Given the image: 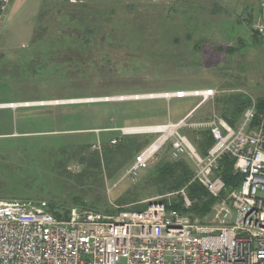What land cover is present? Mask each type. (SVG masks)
Masks as SVG:
<instances>
[{"label": "rangeland", "instance_id": "rangeland-1", "mask_svg": "<svg viewBox=\"0 0 264 264\" xmlns=\"http://www.w3.org/2000/svg\"><path fill=\"white\" fill-rule=\"evenodd\" d=\"M65 1L70 3V0H9L1 16L0 103L48 104L0 108V200L30 201L51 213L53 208H67L69 212L71 207H77L111 214L117 207L131 208L154 197L176 198L177 190L195 181L193 176L178 189L155 191L151 179L156 174L149 175L162 159L184 162L193 175L189 159L170 157L169 142L135 181L125 175L134 155L111 177L103 168L99 185L95 184L86 196L87 187L84 192L70 188L81 169L77 155L64 154L70 158L60 165L55 151L60 144L88 147L97 140L102 149L112 144L111 139L117 141L122 137L115 128L163 124L168 119L175 122L198 101L195 97H142L150 94L217 87L227 90L226 94L245 95L249 106L256 107L260 99L264 100V36L255 29L258 1L184 0L173 7L147 5L144 12L137 13L138 23L156 30L160 19L163 23V17L168 18L178 28L174 31L173 26L174 32H170L175 37H159L155 53L149 51L152 46L137 52L125 48L111 50L113 62L103 68L110 65L113 68L83 75L71 73V78L50 73V60L46 58L47 62L31 51L34 28L37 34L45 25H55L49 16L45 20V8L51 7L54 14ZM194 42H198L195 49L191 47ZM225 50L230 52L226 58ZM214 104L219 114V105L216 101ZM210 107L202 106L193 117L206 118ZM89 128H98L99 132L81 131ZM182 131L192 142L191 130ZM160 134L136 136L142 143L146 140L150 143ZM211 210L204 216H210Z\"/></svg>", "mask_w": 264, "mask_h": 264}, {"label": "built area", "instance_id": "built-area-1", "mask_svg": "<svg viewBox=\"0 0 264 264\" xmlns=\"http://www.w3.org/2000/svg\"><path fill=\"white\" fill-rule=\"evenodd\" d=\"M146 1L173 5L182 0ZM257 1L255 29L264 36V0ZM8 2L0 0V20ZM226 93L223 88L204 87L177 89L160 97H196L198 107ZM33 104L0 103V108ZM193 110L176 122L115 129L119 136L160 132L134 156L125 175L135 181L169 142L170 157L189 159L192 180L214 198L210 216L201 219L170 208L173 197L165 200L163 196L144 200L142 210L123 206L112 214L71 207L66 219L56 218L30 201L0 200V264H264V117L252 126L256 112L251 105L238 126H232L213 107L208 120L189 123ZM159 125H170L173 130L166 134L154 128ZM184 127L193 130L196 138L200 129L208 130L213 144L206 153L199 152L180 132ZM115 142L116 138L111 139ZM91 149L101 150L99 140ZM225 156L234 160V173L242 177L229 191L221 176ZM175 197L183 209L194 202L185 186Z\"/></svg>", "mask_w": 264, "mask_h": 264}, {"label": "trees", "instance_id": "trees-1", "mask_svg": "<svg viewBox=\"0 0 264 264\" xmlns=\"http://www.w3.org/2000/svg\"><path fill=\"white\" fill-rule=\"evenodd\" d=\"M97 1L101 2L100 0H95V2ZM108 1L116 5L120 2V0ZM177 4L178 3L166 5L164 3H152L150 6L173 7ZM137 13L140 14L139 11L135 10L134 16L130 20L132 25L131 28L119 29L123 26V23L120 21L117 22L114 31L115 37H113L111 28L109 32L106 33L107 31L104 29L105 23L100 25V21L94 22L92 26L87 25L84 28L79 26V28L75 26L69 27L67 31H62L61 34L55 35L56 37H45L47 35L43 27L41 31H38V33L34 34V37L31 38V42L33 43L31 51L41 58H48L50 60L48 63L50 73L53 72L71 78L69 77L71 73L83 75L90 74L93 71L99 73L106 69L113 68L112 65H110L109 68H103L113 62L111 50H122L125 48L129 51L137 52L138 50L152 46L149 51L155 53V51L158 50L156 46L158 45L157 43H159V37H164L165 39L168 37H175L171 36L170 32L173 33L178 28H176V23L172 22L170 19H165V17H163L164 24L160 19L158 28L154 30L150 29L145 23L139 24ZM126 24L130 23L127 22ZM173 26L175 27L174 31H172ZM158 29L161 30L159 33ZM164 31L166 32L165 35L163 34ZM187 36L189 38L188 34ZM197 44L198 42H194L191 47L193 46L195 49ZM226 50L229 51L228 48H226ZM226 50L223 53L225 58L228 53L230 54V52ZM194 52L191 53L192 61L196 59L193 55ZM48 59H46L47 62ZM215 101L219 105L218 109L220 116L232 126H236L240 122L244 110L250 105V101L245 95L235 93L219 94L216 96ZM255 108L256 113L251 123L252 126L258 124V118L264 117V100L260 99ZM189 134L195 147L203 154L206 153L207 149L213 144V139L208 130L199 132L198 138L195 137L193 132ZM148 143V140L142 143L140 138L136 135L122 136L115 143L104 145L101 149V153L91 149V145L85 147V144H60L58 145V150L55 151V158L61 165L62 162L70 158L66 157L64 154L72 153L74 156L77 155L81 169L74 179L75 185L70 186V188H80L79 190L84 192V187H87L89 192L84 193L86 196L90 195V191L95 184L99 185L98 182L101 179L103 168L106 169L109 177L113 176L129 158L133 155L135 156V154L141 151ZM74 145L77 146L73 147ZM85 148L88 149L85 150ZM152 174H156V177L151 179L155 182L152 186L155 191L161 189H178L192 177L190 167L184 162H167L164 159L158 161L152 167V171L149 175ZM221 176L225 183L226 190L228 191L235 188L242 179L240 174L234 173V160L226 156L223 157L221 161ZM186 190L188 196L194 200L190 208L183 209L177 197L174 198L176 202L172 199V204L168 207L188 213L192 217H203L205 213L211 210L215 200L200 183L193 181L187 185ZM144 208V204L131 207L133 210H142ZM67 213V208H63L62 210L53 208L52 210V214L59 219L67 218ZM110 213L112 214L114 211Z\"/></svg>", "mask_w": 264, "mask_h": 264}, {"label": "crops", "instance_id": "crops-1", "mask_svg": "<svg viewBox=\"0 0 264 264\" xmlns=\"http://www.w3.org/2000/svg\"><path fill=\"white\" fill-rule=\"evenodd\" d=\"M100 1L101 2H98V1L95 2V0H76V1L70 0V3H67L65 1L57 8V11L54 14H52L51 13L52 11H50L51 7L49 9L45 8V11L43 12V16L45 15V20L49 16L51 18L49 20H52L55 23L53 27H50L49 25H45L44 27L45 34L47 35L45 37H56L55 35L61 34L62 31H67L69 27L71 28L75 26L77 28L79 27L84 28L87 25L92 26L94 22H98V21L101 22L100 25L105 23L104 29H106L107 31L106 33H108L109 29L111 28L113 32V37H115L114 31L116 29L117 22L120 21L123 23L122 24L123 26H121V28L119 29L131 28L132 25H131L130 20L134 16V11L137 10L139 11V13L144 12V10L148 8L147 5L152 4L151 2H147L146 0H142V1L141 0H136V1L135 0H130V1L120 0V2L117 5L114 3H111L108 0H103V1L100 0ZM127 22H129L130 24H126ZM34 30H33V34L31 35V37H34ZM214 102L215 100L213 102L209 100L201 104L198 107H196V104H197L196 103L190 109V110H193L196 107L191 113V115L188 117L187 121L191 123V122H201V121L208 120L213 111V107L215 105ZM30 103H34L33 105H37L35 104L36 102H30ZM206 104L211 106L208 116L206 118H197V117L194 118L193 114ZM29 106H32V105H29ZM189 111H187L184 116H186ZM184 116H182L181 118H183ZM179 119H177L176 121H178ZM167 121H170V120L168 119ZM238 124L236 126H238ZM185 128L186 127L181 128L180 132L186 134L185 132L182 131ZM97 130L99 132L98 128H89V129H84V130L81 129V131H86L89 133L91 131L96 132ZM190 130L191 129L187 128V131H190ZM203 130H206V129H200L198 131V134L199 132ZM191 132L195 134L193 130H191Z\"/></svg>", "mask_w": 264, "mask_h": 264}, {"label": "bare ground", "instance_id": "bare-ground-1", "mask_svg": "<svg viewBox=\"0 0 264 264\" xmlns=\"http://www.w3.org/2000/svg\"><path fill=\"white\" fill-rule=\"evenodd\" d=\"M152 96H161V94H156V95H151L150 97H152ZM162 96H164L163 94H162ZM142 97H149V95L148 96H142ZM122 98H124V97H122ZM134 98V97H133ZM136 98V97H135ZM138 98V97H137ZM120 99V98H119ZM81 101H83V100H81ZM90 101V100H89ZM70 102V101H69ZM77 102V101H76ZM15 106V105H14ZM155 129H157V130H163L166 134H168V133H170L172 130H173V127L172 126H170L169 125V127L168 126H163V125H159V126H155L154 127Z\"/></svg>", "mask_w": 264, "mask_h": 264}]
</instances>
